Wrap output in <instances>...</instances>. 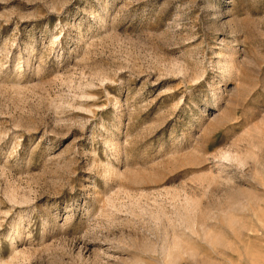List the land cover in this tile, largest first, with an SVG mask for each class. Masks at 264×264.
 <instances>
[{
	"label": "rangeland",
	"instance_id": "1",
	"mask_svg": "<svg viewBox=\"0 0 264 264\" xmlns=\"http://www.w3.org/2000/svg\"><path fill=\"white\" fill-rule=\"evenodd\" d=\"M0 264H264V0H0Z\"/></svg>",
	"mask_w": 264,
	"mask_h": 264
}]
</instances>
